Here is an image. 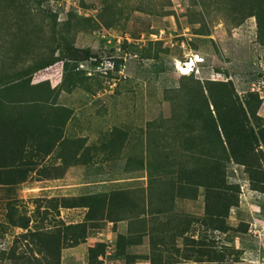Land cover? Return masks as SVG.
I'll use <instances>...</instances> for the list:
<instances>
[{"label":"rangeland","instance_id":"374dc122","mask_svg":"<svg viewBox=\"0 0 264 264\" xmlns=\"http://www.w3.org/2000/svg\"><path fill=\"white\" fill-rule=\"evenodd\" d=\"M113 1L116 12L112 27L82 24L75 34L76 47L91 49L95 56L90 60L91 70L79 68L90 79L89 91L78 88L58 97V104L72 111L65 138L72 143L69 148L78 150L83 163L60 177L62 161L56 150L12 198L16 221L29 219V231H64L69 226L85 225L84 242L63 240V264H87V249L97 244L105 246V254L99 259L103 264H131L133 258L136 264H152L149 237L130 246L127 255L131 259H126L117 253L114 224L103 221L93 226L79 203L83 198L114 191H130L135 197L146 193L150 180L160 175L154 167L164 161L168 143L172 147L176 142L174 129L183 104L178 91L186 83L184 78L222 81L224 77L216 71H228L240 96L261 87L259 116L264 118V45L258 38L256 19L247 17L238 0ZM104 6L102 0H49L42 9L58 13L59 21H66L71 14L72 23L98 22ZM94 11L95 16H90ZM161 31L171 35L167 38L171 44L161 45L152 58L140 57L141 49L153 44L151 36ZM152 51L155 53L154 48ZM190 59L193 72L184 76L177 65ZM61 68L58 62L35 74L33 80L48 81L54 89L61 83ZM248 174V169L234 167L229 176L240 186L239 206L229 219L234 232L227 237L203 235L204 242L214 237L219 247H226L228 264H264V193L252 189ZM5 195L0 193V254L31 255L35 246L23 242L24 231L7 223L11 209L3 199ZM64 200L72 204L71 208H62ZM177 206L195 217L203 215L201 197L178 201ZM151 219L148 226L153 227ZM129 223L121 222L119 230L127 229ZM200 234L197 227L194 239L200 240ZM183 245L182 239H176L175 245L162 246L163 264H208L187 262L180 252L171 251L175 246L183 251ZM0 264L27 263L0 260Z\"/></svg>","mask_w":264,"mask_h":264},{"label":"trees","instance_id":"16d2710c","mask_svg":"<svg viewBox=\"0 0 264 264\" xmlns=\"http://www.w3.org/2000/svg\"><path fill=\"white\" fill-rule=\"evenodd\" d=\"M48 1L0 0V193H6L3 199L9 210L15 193L56 150L62 161L60 177L83 163L78 150L69 148L72 143L65 138L72 111L60 106L58 97L78 88L89 91L91 86L79 64L95 56L91 49H79L75 44V34L82 24L102 23L110 28L115 23L113 0H102L105 6L98 22L81 23H72L71 14L66 21H59L58 13L42 9ZM238 2L248 18L256 19L258 38L264 45V0ZM45 40L50 45H44ZM159 47L160 44H150L149 49H141L140 57L156 56ZM58 62L62 63L58 87L52 89L48 81L34 82L35 74ZM216 73L224 80L184 78L186 83L178 91L183 104L174 129L176 142L172 147L168 143L164 161L153 166L160 175L150 180L146 193L135 197L130 191H114L83 198L79 203L93 226L103 221L114 224L117 253L126 259H131L127 255L130 246L149 237L152 264H163L161 247L175 245L176 239L183 240V251L176 246L171 251L180 252L187 262L228 264L226 247H219L214 237L204 242L203 235L227 237L234 232L229 219L239 206L240 186L230 181L232 168L248 169L250 186L264 193V118L259 116L263 100L257 93L240 96L228 71ZM66 147L70 149L67 153ZM148 166L151 170L152 166ZM200 197L204 204L202 217L178 209V201H196ZM63 202L62 208H71L72 204ZM162 217L166 222L155 221ZM149 218L153 227L148 226ZM121 222H130L127 229L119 230ZM7 223L21 228L23 242H31L35 250L20 257L14 252L0 254V260L63 264V240L79 244L86 235L85 225L69 226L64 231H29L30 220L18 223L12 209ZM197 227L201 230L200 240L194 239ZM104 254L103 244L89 247L87 264H103L99 259ZM136 263L133 258L131 264Z\"/></svg>","mask_w":264,"mask_h":264},{"label":"built area","instance_id":"2783aa9c","mask_svg":"<svg viewBox=\"0 0 264 264\" xmlns=\"http://www.w3.org/2000/svg\"><path fill=\"white\" fill-rule=\"evenodd\" d=\"M95 13H96V11H94L90 16H95ZM90 16H88V17H90ZM167 38H171V35L168 34L166 36V34L161 31L158 34H155V35L151 36V42H153V44H160L162 46L163 45L167 46L169 42L171 44V41L168 42ZM193 66H194V63H193V61L191 59L190 60H186L184 62H180V64L177 65V67L179 68V71L184 76H188V75H190L193 72ZM79 68L80 69L91 70L90 61H86V62L80 63L79 64ZM189 69H190V71H188ZM260 84L263 85V83H260ZM253 92L257 93V94H261V87L256 88L255 91H253Z\"/></svg>","mask_w":264,"mask_h":264},{"label":"crops","instance_id":"0c3cea01","mask_svg":"<svg viewBox=\"0 0 264 264\" xmlns=\"http://www.w3.org/2000/svg\"><path fill=\"white\" fill-rule=\"evenodd\" d=\"M61 72H62V68H61ZM58 86H59V85H58ZM58 86H57V87H58ZM55 88H56V87H55ZM68 149H69V148L65 149L64 152H66V153L69 152L70 149H69V150H68ZM50 157H51V156H50ZM48 158H49V157H48Z\"/></svg>","mask_w":264,"mask_h":264}]
</instances>
